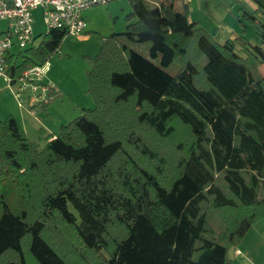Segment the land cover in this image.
Instances as JSON below:
<instances>
[{"label": "trees", "instance_id": "obj_1", "mask_svg": "<svg viewBox=\"0 0 264 264\" xmlns=\"http://www.w3.org/2000/svg\"><path fill=\"white\" fill-rule=\"evenodd\" d=\"M252 1L232 0L241 31L219 42L188 0H129L126 28L90 57L92 108L45 143L0 120V264H233L264 219V0ZM66 36L10 58L12 83Z\"/></svg>", "mask_w": 264, "mask_h": 264}, {"label": "rangeland", "instance_id": "obj_2", "mask_svg": "<svg viewBox=\"0 0 264 264\" xmlns=\"http://www.w3.org/2000/svg\"><path fill=\"white\" fill-rule=\"evenodd\" d=\"M121 1L110 3L106 6H96L92 8V13L90 15H92L91 18L94 24L93 28H96L95 30L100 29L101 33L107 32L106 30H109L108 27L114 28L116 32L124 30L123 19L121 18V20L115 22L114 19L109 18L110 16L108 14V8L110 6L126 3L123 0ZM232 6H235V4H232ZM195 7L196 5H194V8ZM42 16L43 12L41 9L33 11L35 21L33 30L36 36L35 43L37 44H39V41H41L43 36L47 33ZM190 19L192 21H197V23H199V25L210 34H215L214 36L219 42H225L228 37L232 36L231 34H234V30L238 33L241 29L239 22H237V15L232 13L222 14V16H219V14H201L198 10H194V12H190ZM254 33V29L248 25L244 35H246V37L256 45L257 37ZM89 34L93 37L87 41L84 40L82 36L67 35L64 40H62V44L58 51L53 54L49 60V77H51L56 84H58V88L63 92V99L65 101L63 102V106H59L57 110L52 111L51 120L63 117V120H66L65 124H68L72 121V119H75L82 114L79 113L76 106L77 104H80L79 106H87L86 108L93 107V99L88 93H86L88 88L87 71L92 65L90 57L97 55L101 49L100 38L102 36L98 31L90 32ZM96 44H99V47H96ZM131 46L146 58L151 59L154 64L160 65V57L156 59H152L150 57V52H148L150 47L147 43H133ZM88 54L92 56H89ZM243 55L246 56L245 53ZM165 69L168 73L174 75L179 70V65L177 63H173L170 67ZM261 70L262 73H264V69L261 68ZM19 88L20 84L10 85L9 83H6L2 77H0V120H5L7 116H9L4 115L7 109L16 111L17 109L20 111L27 109V99H20L15 95L19 91ZM41 111L44 112V118H48V116H46L45 109H41ZM40 118L43 117L41 116ZM261 221H264V219L260 220L254 224L252 228H250L252 234L256 231L253 229H256V226L259 225Z\"/></svg>", "mask_w": 264, "mask_h": 264}, {"label": "built area", "instance_id": "obj_3", "mask_svg": "<svg viewBox=\"0 0 264 264\" xmlns=\"http://www.w3.org/2000/svg\"><path fill=\"white\" fill-rule=\"evenodd\" d=\"M121 0H0V77L10 85L20 84L21 95L27 89L33 92L35 104L50 100V87L39 82L46 73L47 63L26 70L12 83L9 60L35 43L33 11L41 9L47 32L63 30L67 35L81 36L87 30L84 12L96 6H106ZM18 61V60H17Z\"/></svg>", "mask_w": 264, "mask_h": 264}, {"label": "crops", "instance_id": "obj_4", "mask_svg": "<svg viewBox=\"0 0 264 264\" xmlns=\"http://www.w3.org/2000/svg\"><path fill=\"white\" fill-rule=\"evenodd\" d=\"M124 4H117L116 6H110L108 8L109 11V18L114 19L115 22L123 19L124 23V29L126 28V25L128 24V21L126 20V16L131 12V5L129 0H123ZM190 4H192L190 11L194 12V10H198L201 14H219V16H222V14H236L237 8L239 7L238 4L235 6H232V0H188ZM122 2V1H121ZM240 3L245 4L251 11L255 9L257 6L252 0H239ZM194 5L196 7L194 8ZM91 9H88L84 12V17L87 20L88 26L86 27V32L81 35L84 40H90L92 39V35H90V32H96L98 31L99 34L103 37L108 36L110 33H112L114 28H109V30H106L107 32H100V29L95 30L96 28H93V21H92V15H90ZM116 25V24H115ZM123 31V30H122ZM241 31V29H240ZM239 31V32H240ZM106 33V34H105ZM234 34H236L234 30ZM234 34H231V37L234 38ZM226 39V40H227ZM96 47H99V44H96ZM89 55V54H88ZM92 56V55H89ZM50 63L48 61L46 73L42 77V79L39 81L43 84L48 85L54 92L50 96V101L48 103V106L46 108H43L42 104H35L34 98H33V92L31 89H27L24 94H22L21 98L27 99L28 107L27 109L21 110H9L7 109L4 115H13L17 121L21 124L22 128L26 132L25 134L28 135L31 141H41L42 143L46 142V137L49 135H57V132L59 131L61 125L66 123V120H63V117L54 118L51 120V114L52 111H55L59 108V106H63L65 102L63 99V92L61 89L58 88V84L49 77V71H50ZM262 69H264V64L262 65ZM61 98V99H60ZM86 101V100H84ZM80 104H77V109L79 110V113H83L87 106H79ZM89 107V106H88ZM41 109H45L46 116L48 118H44L43 111ZM48 113V114H47ZM40 115V116H39ZM43 118H40V117ZM1 119V118H0ZM263 224V225H262ZM256 230L254 234H252V231L250 229V232L248 235L240 242L238 246L233 247L229 252V257H231L233 264H264V221H261L259 225L256 226ZM259 230V231H257Z\"/></svg>", "mask_w": 264, "mask_h": 264}]
</instances>
